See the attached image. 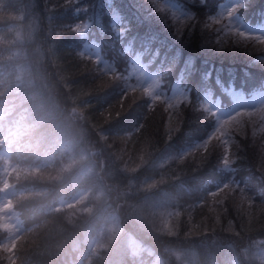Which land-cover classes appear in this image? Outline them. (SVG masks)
Here are the masks:
<instances>
[{
  "label": "trees",
  "instance_id": "obj_1",
  "mask_svg": "<svg viewBox=\"0 0 264 264\" xmlns=\"http://www.w3.org/2000/svg\"><path fill=\"white\" fill-rule=\"evenodd\" d=\"M103 1L90 2L92 6L81 16L92 19L89 31L106 52L114 36L105 21ZM113 1L120 11L133 8L158 29L169 30L185 53L212 60V69L204 77H195L189 70V98L180 102L174 120L167 124L163 100H151L139 88L120 99L111 76L77 52L72 0H0V23L20 17L23 24L21 39L11 29L0 30L1 70L12 76L13 59L15 63L27 62L29 76L36 81L35 88L25 83L20 86V96L28 100L21 110L28 128L11 142V158L22 165L37 154L56 150L53 140L67 128L75 138H82L83 147L91 144L98 148L91 157L96 169L79 181L101 190L90 213L67 214L65 210H51L47 204H34L43 199L41 189L16 196L13 203L25 223L41 217L44 222L34 232H21L10 252V263L76 264L82 233L93 227L98 214L113 205L122 226L153 246L167 264H181L183 260L189 264H232L234 258L238 264H264L251 254L255 244L264 246V133L256 129L255 121L244 119L241 127L231 129L233 158L226 171L219 167V137H213L204 151L198 150L187 159L158 164L161 155L176 143L202 138L214 125L213 115L198 106L202 88L209 85L223 94L229 82L247 86L264 78V62L254 63L263 50L256 51L253 58L249 40H216L201 19L189 20L175 31L160 15L141 5L145 0ZM254 9L257 15H264V0H255ZM176 58L180 60L181 55ZM70 105L77 108L74 117L67 113ZM62 174H53L48 168H20L9 180L21 186L70 187L72 175ZM149 178L145 188L138 187ZM223 179L226 191L207 192ZM145 192L156 202L181 209L170 229L161 225ZM5 258L1 249L0 263ZM144 262L142 255L129 252L122 238L113 239L85 260V264Z\"/></svg>",
  "mask_w": 264,
  "mask_h": 264
},
{
  "label": "rangeland",
  "instance_id": "obj_2",
  "mask_svg": "<svg viewBox=\"0 0 264 264\" xmlns=\"http://www.w3.org/2000/svg\"><path fill=\"white\" fill-rule=\"evenodd\" d=\"M157 6H163L168 4L165 0H153ZM230 9H234L233 0H227L223 3L218 10V15L224 16L231 26L239 28L242 32L253 34V36H264V25H251L247 22H243L234 11L229 18L227 12ZM174 15L183 18L185 12L176 7H172ZM86 52H90L92 55L98 57V53L94 47L86 45L84 47ZM102 67L108 68V63L103 59H100ZM130 71L134 76V81H139L144 84L152 94H155L156 88V78L153 72L149 71L144 63L137 57H133L131 61ZM185 91L179 84H175L171 89L165 93V99L170 107V118L168 122L171 121L173 116V108L177 101L184 95ZM231 104L229 106H222L219 104L217 99L212 98L209 94L204 95V102L211 109L216 112L218 118V125L216 126V131L220 130L223 133L230 132L231 129H238L242 123V114L252 113V117L259 116L264 123V89H258L252 93L245 95L241 93L232 92L231 93ZM249 117V116H248ZM226 139V138H225ZM86 191H79L73 195L70 199L65 202H78L85 196ZM9 201V191L5 190L3 196L0 198V224L8 226L13 232L19 229V222L16 215L8 207ZM174 212L171 209H166L163 213V221L169 225V220L173 218ZM168 221V222H167ZM120 230L118 221L114 215H109L97 229L96 233L90 238L89 243L91 246L102 245L105 240ZM127 241L132 250L138 251L140 245L133 241L132 238L127 236ZM7 243V242H6ZM258 257L264 260V248L256 247L253 249ZM147 264H162L159 259L153 255L151 261ZM164 264V263H163Z\"/></svg>",
  "mask_w": 264,
  "mask_h": 264
},
{
  "label": "snow or ice",
  "instance_id": "obj_3",
  "mask_svg": "<svg viewBox=\"0 0 264 264\" xmlns=\"http://www.w3.org/2000/svg\"><path fill=\"white\" fill-rule=\"evenodd\" d=\"M70 2H71V0H70ZM77 2H78V0H77ZM235 11V9H230V10H228V12H227V16L230 18L231 17V15H232V13ZM87 27H88V25L86 24V23H84V22H82V23H80V24H77V25H75V26H73V28H74V30H80V33H84L86 30H87ZM235 32H236V34L238 35V36H240V37H243V38H245V39H257V40H260V41H262V42H264V36H260V35H257V36H255V37H253V35L252 34H249V33H245V32H241V31H238V30H236L235 29ZM243 115V117H245V116H251L252 115V113H244V114H242Z\"/></svg>",
  "mask_w": 264,
  "mask_h": 264
}]
</instances>
